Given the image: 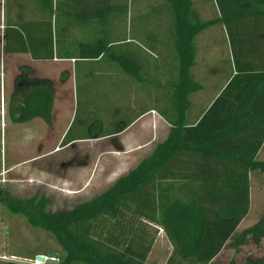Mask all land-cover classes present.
Masks as SVG:
<instances>
[{"label": "trees", "instance_id": "trees-1", "mask_svg": "<svg viewBox=\"0 0 264 264\" xmlns=\"http://www.w3.org/2000/svg\"><path fill=\"white\" fill-rule=\"evenodd\" d=\"M137 1L6 0L5 53L92 61L114 56L131 71L134 61L116 52L129 45L128 38L114 36L129 27L131 40L153 53L162 52L161 61L166 59L169 66L168 84L173 83L171 101L157 109L171 124L167 139L106 190L56 212L47 211L51 200L46 196L13 199L8 204L10 212L54 236L62 250L58 264H150L148 257L160 230L173 247L166 264H215L249 213L250 172L256 168L264 172V161L257 160L264 144V0H218L220 16L206 21L193 0H149L146 13ZM253 6L258 9L253 11ZM249 19L253 23L249 30L257 40L246 42L238 35L233 43L230 39L231 49L236 44L240 51L234 57L237 73L200 121L186 127L182 116L187 95L199 88L191 78L195 36L218 23ZM80 26L102 30L104 35L73 40L69 34ZM147 27L150 36H137L135 30ZM247 47L254 49L252 61L245 58ZM176 58L177 80L176 66H171ZM151 80L158 83V70ZM79 92L77 85V96ZM54 94L52 81L35 78L30 67L22 66L11 95L12 120L25 123L40 118L51 124ZM95 128L79 138L114 133L101 124ZM72 129L73 125L63 146L75 140ZM248 236L257 242L264 236V213L235 236L236 243ZM33 260L7 264H34ZM245 264H264V258L247 259Z\"/></svg>", "mask_w": 264, "mask_h": 264}, {"label": "crops", "instance_id": "crops-1", "mask_svg": "<svg viewBox=\"0 0 264 264\" xmlns=\"http://www.w3.org/2000/svg\"><path fill=\"white\" fill-rule=\"evenodd\" d=\"M148 1H137V5L142 6L140 10L143 13L150 11V2ZM205 4V0H193L194 8L200 18L204 21L217 18L209 15L208 0L207 9L202 11ZM6 18L5 1L0 0V50L2 53L0 55L3 57L2 63L4 62L5 65V56H15L17 61L20 58L21 60L27 58L31 62V66H29L32 69L33 77L50 80L54 85L53 118L52 123L47 125L49 134L50 131H53L54 134L52 140L54 148L59 144L67 149L85 142L107 143V146H101L102 150L98 153V157L102 158L105 155L104 149H111L113 153L119 154L114 155L115 161H120V164H116L117 168L110 172V175L112 174L110 183H112L135 167L143 158L149 156L158 143L167 139L171 131V124L159 114L157 109H162L167 105V102L171 101L173 83L168 84L169 66L168 62L165 63L166 59L161 61L162 57L164 58V55H160L161 51H158V54L153 53L136 40H131L132 31L128 27L126 31L124 29L117 30L114 32V36L128 38L125 42L129 45L117 48L116 52L125 53L134 61L131 71L126 70L125 66L114 56H108L106 59L100 57L92 61L75 58L58 59L56 57L34 59L29 53H5L3 37ZM216 26H222V23L212 25L195 36L196 58L195 64L191 68V78L199 85V88L192 90L187 95L188 105L182 116L186 127L196 125L200 121L237 73L235 66H231L229 63L224 68L222 62L225 55L220 51V48L226 47L230 50L231 44L229 40L227 42L226 33L222 29H214ZM135 31L139 34L137 36L143 38L152 34L149 27ZM103 33L102 30L97 31L92 27L82 29L80 26V28L74 29L69 36L73 40L77 37L85 40V38L102 37ZM174 60L172 59L171 66L173 67V64L176 66L174 70H176L175 78L177 80L179 60L178 58ZM22 66L24 65L19 64L16 69H20ZM91 69H95L92 74L90 73ZM157 70L159 80L155 84L151 79L156 77ZM18 75L19 73L15 76V80ZM78 84L83 86L82 90L83 92L85 90L86 93L83 103H81L80 115L77 112ZM138 114L140 116L137 117ZM74 118L78 120L79 125L74 132L75 140L63 146L62 140L71 128L70 125H73L71 123ZM60 121L63 123L60 128H57ZM130 121L132 122L128 124ZM96 124H101L114 133L95 139L79 138L83 137L82 135H85ZM263 149L264 144L257 155V160ZM101 163L102 161L100 165Z\"/></svg>", "mask_w": 264, "mask_h": 264}, {"label": "rangeland", "instance_id": "rangeland-1", "mask_svg": "<svg viewBox=\"0 0 264 264\" xmlns=\"http://www.w3.org/2000/svg\"><path fill=\"white\" fill-rule=\"evenodd\" d=\"M4 1L6 5V0ZM205 3L202 11L208 7L207 0ZM208 3L209 15L219 17L218 0H208ZM257 9V6L252 8L253 11ZM252 24L250 19L239 20L222 23V26H216L214 29H222L226 33L227 42L232 39L233 43L237 35L246 42H253L257 38L256 34L249 30ZM253 50L247 47L246 60L248 58L252 61ZM220 51L225 55L222 62L224 68L228 63L234 66V57L240 54L236 44L230 50L221 47ZM14 57L5 56L4 65L0 55V264H7L10 260L29 263L30 259H35L33 263L38 264L37 255L53 253L58 256L62 254V250L50 232L34 228L23 215L10 212V201L35 195L46 196L51 200L47 211L72 209L76 204L97 196L113 184L114 182L110 183V172L117 168L115 165L120 164V161H115L114 155L119 154L113 153L111 149H104L105 155L98 157L101 146H107V143L85 142L67 149L59 144L54 148L53 131L49 134L48 124L44 121L33 119L25 123H15L10 113V101L14 92V78L20 73V69L16 68L19 64L30 67L31 62L27 58L17 61ZM78 86L80 92L77 96V112L80 115L81 103L86 93L85 90L83 92L81 84ZM74 120L75 118L72 121L74 124L71 123L72 133L79 127L78 120ZM62 123L60 121L57 128H60ZM258 161H264V149ZM263 213L264 172L256 168L250 174V210L238 227L236 235L256 224ZM235 236L215 258V264H245L247 259L264 258V236L258 242L251 236L242 242L237 239L239 244L236 243ZM172 249L166 234L160 230L148 262L166 264Z\"/></svg>", "mask_w": 264, "mask_h": 264}, {"label": "water", "instance_id": "water-1", "mask_svg": "<svg viewBox=\"0 0 264 264\" xmlns=\"http://www.w3.org/2000/svg\"><path fill=\"white\" fill-rule=\"evenodd\" d=\"M36 261L38 264H58L59 260L56 254L48 253L47 255H37Z\"/></svg>", "mask_w": 264, "mask_h": 264}]
</instances>
